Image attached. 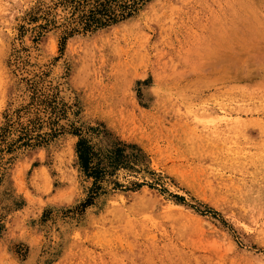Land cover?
I'll return each mask as SVG.
<instances>
[{
	"label": "rangeland",
	"instance_id": "rangeland-1",
	"mask_svg": "<svg viewBox=\"0 0 264 264\" xmlns=\"http://www.w3.org/2000/svg\"><path fill=\"white\" fill-rule=\"evenodd\" d=\"M93 2L0 0V264H264V0Z\"/></svg>",
	"mask_w": 264,
	"mask_h": 264
},
{
	"label": "trees",
	"instance_id": "trees-1",
	"mask_svg": "<svg viewBox=\"0 0 264 264\" xmlns=\"http://www.w3.org/2000/svg\"><path fill=\"white\" fill-rule=\"evenodd\" d=\"M136 4L137 0H94L88 12L81 17L86 28L97 29L129 17L136 10ZM76 153L80 169L87 177L93 178V188L98 187L96 185L102 171L97 164L91 165L94 153L85 139L79 138L76 142Z\"/></svg>",
	"mask_w": 264,
	"mask_h": 264
},
{
	"label": "bare ground",
	"instance_id": "bare-ground-1",
	"mask_svg": "<svg viewBox=\"0 0 264 264\" xmlns=\"http://www.w3.org/2000/svg\"><path fill=\"white\" fill-rule=\"evenodd\" d=\"M121 26H123V24H122V25H120V27H121ZM118 27H119V26H118ZM120 27H119V28H120Z\"/></svg>",
	"mask_w": 264,
	"mask_h": 264
}]
</instances>
